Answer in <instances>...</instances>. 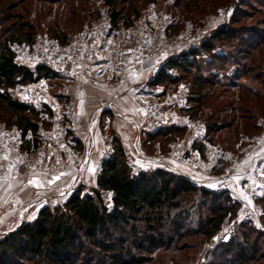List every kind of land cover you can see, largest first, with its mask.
<instances>
[{
    "label": "rangeland",
    "instance_id": "1",
    "mask_svg": "<svg viewBox=\"0 0 264 264\" xmlns=\"http://www.w3.org/2000/svg\"><path fill=\"white\" fill-rule=\"evenodd\" d=\"M18 3L17 0H0V46L4 37H13L14 41L9 46L17 63L27 55L40 61L48 53L59 67L62 53L75 48V43L81 37L86 38L89 33L95 32L98 34L97 46L100 47H95L96 42L92 37L85 41L89 42L91 50L96 51L97 59L102 57L100 52L108 47L107 56L110 55L113 63L119 65L130 60L143 63L160 61L156 74L148 81V87L159 93L138 99L141 111L139 112V108L138 111H131L133 118L130 119L139 122L149 112L154 113V118L150 119L153 122L150 126H142L140 132L131 131L125 138L113 128L114 125L123 123L122 121L129 122L116 115L113 107L114 104L118 105L121 94L102 99L99 107L103 113L99 110L94 112L89 121L91 128L99 125L100 143L93 137V128L89 132H80L79 137L68 130L65 135L67 150L60 155L50 144L51 139L47 142L41 134L63 130L70 123L68 118L72 117L71 99L65 100L67 104H64L69 117L62 114L57 125L50 121L51 116L48 118L41 113L38 115L40 127L37 136L29 132L22 138L21 130L8 121L5 113L0 112V139L3 138L2 131H10L11 153L18 163L15 172L7 178L4 172L6 163L0 158V239L21 226L16 224V211L14 214H7L8 206L2 202L5 196L17 193L19 186H22V192H32L30 199L34 201L43 195H56V191L61 189V194L57 195L58 202L49 205L56 206L65 202L76 188H80L83 194L92 193L101 163L115 152L117 140L124 148L132 174L161 168L169 173L188 177L200 186L204 184L189 177L187 171L208 178L206 180L217 177L223 181L224 187H204L215 192L226 191L230 200L225 201L230 206L234 201L238 203L234 208L235 214L224 220L222 227L212 238L195 239L196 237L186 236L182 240L199 241L193 248L183 251L186 257L176 259L174 251L158 249L151 254L143 253L145 257L137 255L135 259L140 258L136 264H222L213 254L219 246L222 247L232 239L240 240L239 225L243 222L242 226L250 235L249 246L254 247L255 242L256 247L260 248L257 255H261L260 261L246 264H264V81L257 76L264 73V45L261 44L262 37L254 29V24L259 25L258 19L264 17V0H129L117 5L119 13L116 26L112 24L110 10L103 0H26L15 6ZM24 22L25 26L21 25ZM248 25L253 31L249 39L253 44L248 40L243 55L241 54V62L237 60V43L241 35L238 33L237 38L227 40L233 42L223 41L222 44H217L213 54H198L197 65L200 71L194 67L184 72L171 68L167 70L170 76L165 82L154 83L160 67L169 58L180 57L181 54L198 48L216 30ZM14 30L19 33L13 34ZM255 47L257 48L253 50ZM225 52L232 55L233 60H229ZM215 55L217 59H214ZM243 65L246 67L245 71ZM240 76L242 77L237 80ZM98 82L102 86L124 84L119 74L103 76ZM23 84L27 82L18 85ZM140 86L126 88L125 92L137 96L134 91ZM39 111L44 112L43 109ZM167 111L178 120L169 118L160 125L156 124L160 113ZM96 113L102 115L100 122L98 116L95 118ZM3 146L0 143V154ZM91 149V162L99 161L100 167L92 169V172L98 171L90 179L79 181L78 177L60 188L47 186L55 182L48 178L55 174L60 177L62 171L66 173V165L70 162L77 167L75 171L78 170L80 175L87 162H90L89 159L85 163V158ZM99 150H105L103 159L96 158ZM184 151L186 152L183 153ZM156 158L168 164L163 165ZM33 180L39 186L29 183ZM225 183H230L233 187L225 186ZM103 196L104 203L111 206L112 192L103 191ZM183 199L185 202L182 206L186 213L179 216V223L185 232H189L184 228L185 225H197L201 221V218L196 217L199 207L203 216L207 215V209L199 206L201 200L198 194ZM31 201L23 202L26 206L18 214L22 224L33 221L38 215H30ZM245 246L244 244V248ZM78 264L84 263L80 261ZM231 264H237L236 260Z\"/></svg>",
    "mask_w": 264,
    "mask_h": 264
},
{
    "label": "trees",
    "instance_id": "2",
    "mask_svg": "<svg viewBox=\"0 0 264 264\" xmlns=\"http://www.w3.org/2000/svg\"><path fill=\"white\" fill-rule=\"evenodd\" d=\"M17 1L19 3L15 6L26 2ZM127 1L129 0H103L110 10L114 26L118 22L117 5ZM258 24L260 26L254 24V29L262 37L261 44L264 45V17L258 19ZM249 27L250 25L232 29L228 26V29L216 30L198 48L191 49L180 57L169 58L160 67L154 83L165 82L170 76L167 70L171 68L181 72L193 67L198 69V54H213L217 44L237 38L238 33L241 35L237 43V60L241 62V54L243 55L245 45L250 41V34H253ZM17 33L19 31L14 30L13 34ZM12 39L14 38L4 37L0 46V112L5 113L8 121L21 130L22 138L29 132L37 136L40 127L37 117L42 111L15 99L9 90L21 83L55 77L56 73L44 64L31 69L17 63L9 46L14 41ZM250 42L253 44V41ZM225 55L233 60L232 55L226 52ZM217 58L215 55L214 59ZM243 68L245 71V65ZM242 76L237 77V80ZM257 76L264 81V73ZM206 79L207 77L204 78ZM115 145V152L101 163L92 193L83 194L80 188H76L65 202L41 208L33 221L21 224L0 239V264H78L80 261L84 264H136L140 258L135 259L137 255L145 257L143 253L151 254L158 249L172 250L173 256L180 259L186 257L183 255L186 248H193L199 242L193 240L200 237L212 238L220 230L224 220L235 214L234 208L238 203L234 201L233 205H228L225 200L230 199L226 196V191L209 190L188 177L169 173L161 168L132 174L123 146L117 140ZM103 191L112 192L111 206L104 203ZM196 194L201 200L199 206L207 209V215L203 216L199 207L196 217L201 218V221L197 225H185L184 228L189 231L185 232L179 223V216L186 213L182 206L185 202L183 198ZM178 209L180 210L175 214ZM242 225L244 222L239 225L240 240L232 239L222 247L219 246L213 254L220 263L231 264L234 260L237 264L260 261L261 255H257L260 248L256 247L255 242L254 247L249 246L250 235ZM186 236L196 238L182 241Z\"/></svg>",
    "mask_w": 264,
    "mask_h": 264
},
{
    "label": "crops",
    "instance_id": "3",
    "mask_svg": "<svg viewBox=\"0 0 264 264\" xmlns=\"http://www.w3.org/2000/svg\"><path fill=\"white\" fill-rule=\"evenodd\" d=\"M88 37H92L93 41L95 39L96 47L98 34H95V32L89 33ZM88 37H81V39H79V41L75 43V48H70L68 49L69 51L61 54V66L59 67L58 64L55 63L56 61L53 59V56L48 53H46L40 61L27 55L22 61H19L20 64L34 69L37 65L42 63L55 71L56 76L52 78H44L37 82L18 85L9 90L15 99L25 103H29L39 110L43 109L44 112H41V114L46 115L48 118L49 116H51L52 118L50 119V121H52L55 125L60 122L62 114H65L69 117V115L64 110V104H67L65 100L71 99L72 117L70 116L68 119L70 120V123L72 122V124L67 123L63 130L51 131L49 133L44 132L43 134H41L42 138L45 141L48 142L49 139H51L50 144H52L56 153L58 152V155L65 153L67 150L68 141H66L65 135L68 130L72 131L74 136L79 137L80 135L78 134H80V132H89L93 128V137L95 141L100 143L101 133L99 131V125H94L91 128V125H89L90 118L94 114V112L98 110L100 113H103L102 111H100L99 107L100 101L102 99L110 98L117 93L121 95L118 99V105H113L114 109L116 110V115L121 116V118L125 121L129 120V122L122 121L123 123H119L118 126L114 125L113 128L123 138H125L126 135H129L128 133H131V131L135 133L140 132L142 126H150L149 124L153 122H151L150 119H152V117L154 118V113L147 112L139 122H133L130 119L133 118L130 112L134 109H137L138 111V108L139 112L141 111L138 99H145L150 95H158L159 91L153 92L152 89L148 87V81L156 74L155 71L158 70L161 62L159 61L158 63H153L151 61L143 63L141 61L130 60L119 65L116 62L113 63V59L112 57H110V55L107 56L106 51L107 53H109L108 47L100 52V54H102V57L100 59H97L95 56L96 51L94 52V50H91L89 42L85 41ZM111 74H119L123 79L124 84L121 86L120 84L109 86H102L99 84L98 81L101 79V77ZM127 83H130L129 86L126 85ZM134 85H141V88L137 87L134 91L138 98L130 92H125L126 88H134ZM152 92L154 94H152ZM100 113L98 115L96 113L95 115V118L96 116L99 117V122L103 119ZM124 116L126 117V119ZM169 118L178 120L177 117L172 116V114L167 111L166 113H160L156 124L159 123L158 125H160L161 122L164 123ZM9 132V130L2 131L3 138L0 139V143L4 144L2 154H0V158H2V160L6 163V169L4 171L5 177H9V175L13 174V172H15V168L18 166L17 161L14 159L15 157L11 153V140L8 135ZM12 132L14 133L15 131L13 130ZM48 134H50L51 137L48 136ZM91 151L92 149L89 151V153L86 154L85 163L90 159ZM104 151L105 150H99L97 152L96 158L103 159ZM185 152L186 151H184L183 153ZM54 159L57 160L56 157H54ZM155 160L160 161L163 165L168 164L164 160H160V158H156ZM67 165L65 171L66 173L62 171L60 173V177L55 174L48 178L49 181H55L54 183L47 185L49 188H60L64 183H68L69 180L73 182L75 181V178L77 179L78 177L79 181H84L87 178L90 179L93 173H97L100 167L99 161L94 160L93 162H91L90 159V162H87L86 165L83 163V166L85 165L86 167L84 171L81 170L80 175H78V170L75 171V168L77 167H75L73 163L70 162V164ZM90 166L91 169L89 168ZM97 166L98 169L95 172H92ZM186 173L189 177L195 178L200 182V184H204V186L210 189H216L220 186L224 187L223 181L217 177H212L211 179L206 180L208 178L202 177L195 172L187 171ZM46 176L47 175H45V178ZM61 178L63 179L61 180ZM225 186L233 187V185L230 183H225ZM21 187L22 186H19V191L17 193L5 196L2 200L3 204L8 206L6 207L9 210L7 214H14L16 211L17 215L14 214V217L16 216V224H22V222L20 221V215L18 214H21L22 210L25 208L24 206H26L23 205V202H27L28 200L31 201L32 199L30 198L33 196L31 191L22 192V190L20 189ZM25 188L29 187L25 186ZM56 192L58 193L56 195L49 194L43 195L41 198L35 197L36 200H32L33 202L31 201L32 203L30 204V209H32L30 215L33 213L37 214L41 210V208L45 206L57 203L58 196L61 194L62 190L58 189ZM29 193L30 195H28ZM10 205H12L14 209H12Z\"/></svg>",
    "mask_w": 264,
    "mask_h": 264
},
{
    "label": "snow or ice",
    "instance_id": "4",
    "mask_svg": "<svg viewBox=\"0 0 264 264\" xmlns=\"http://www.w3.org/2000/svg\"><path fill=\"white\" fill-rule=\"evenodd\" d=\"M29 183L30 184H34L35 186H39V183L37 182V181H29ZM251 201H249V203H250Z\"/></svg>",
    "mask_w": 264,
    "mask_h": 264
}]
</instances>
